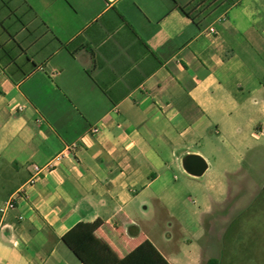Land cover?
Here are the masks:
<instances>
[{
    "label": "crops",
    "instance_id": "obj_1",
    "mask_svg": "<svg viewBox=\"0 0 264 264\" xmlns=\"http://www.w3.org/2000/svg\"><path fill=\"white\" fill-rule=\"evenodd\" d=\"M261 136L264 0H0V264H160L132 259L146 241L207 264L194 241Z\"/></svg>",
    "mask_w": 264,
    "mask_h": 264
},
{
    "label": "rangeland",
    "instance_id": "obj_2",
    "mask_svg": "<svg viewBox=\"0 0 264 264\" xmlns=\"http://www.w3.org/2000/svg\"><path fill=\"white\" fill-rule=\"evenodd\" d=\"M218 191L216 211L206 218L207 236L194 241L221 264H264V136ZM185 254L191 260L194 251Z\"/></svg>",
    "mask_w": 264,
    "mask_h": 264
},
{
    "label": "trees",
    "instance_id": "obj_3",
    "mask_svg": "<svg viewBox=\"0 0 264 264\" xmlns=\"http://www.w3.org/2000/svg\"><path fill=\"white\" fill-rule=\"evenodd\" d=\"M175 7L179 8L186 16L190 17L193 19L195 22H198L197 15L194 13L193 9H188L187 7L184 6H179L178 4L175 5ZM102 225L101 221H97L93 224H87V225H82V227H85V233L81 238H79L76 242L71 241V235L73 233L75 234L78 228L77 226L72 229L69 233H67L64 237L63 240L64 242L72 249L76 250V248L92 233H94L100 226ZM81 227V226H80ZM150 251V252H149ZM152 253V254H149ZM146 255H155L156 259H158L160 264H169L166 259L160 254V252L149 242L146 241L143 243L140 247H138L135 252L133 253L132 259H137L139 260V257L141 259L143 257H146ZM140 261V260H139ZM120 264H129L126 260H123ZM207 264H221V261L219 259H211L208 261Z\"/></svg>",
    "mask_w": 264,
    "mask_h": 264
},
{
    "label": "water",
    "instance_id": "obj_4",
    "mask_svg": "<svg viewBox=\"0 0 264 264\" xmlns=\"http://www.w3.org/2000/svg\"><path fill=\"white\" fill-rule=\"evenodd\" d=\"M183 165L189 174L196 177H201L208 169L206 161L202 157L193 154L184 158Z\"/></svg>",
    "mask_w": 264,
    "mask_h": 264
},
{
    "label": "built area",
    "instance_id": "obj_5",
    "mask_svg": "<svg viewBox=\"0 0 264 264\" xmlns=\"http://www.w3.org/2000/svg\"><path fill=\"white\" fill-rule=\"evenodd\" d=\"M96 131H97V129H96ZM42 173H43V169L36 167L34 175L32 176V179H31V183L33 184V183L37 182L41 178ZM15 207H16V204L13 201H9V202L5 203L2 207H0V213L4 215L9 210L14 209Z\"/></svg>",
    "mask_w": 264,
    "mask_h": 264
}]
</instances>
